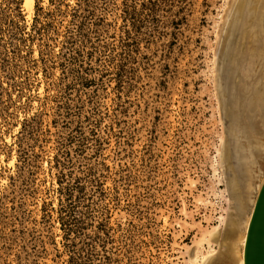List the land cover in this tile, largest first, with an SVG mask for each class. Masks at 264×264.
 <instances>
[{
	"label": "rangeland",
	"instance_id": "374dc122",
	"mask_svg": "<svg viewBox=\"0 0 264 264\" xmlns=\"http://www.w3.org/2000/svg\"><path fill=\"white\" fill-rule=\"evenodd\" d=\"M263 179L264 0H0V264H241Z\"/></svg>",
	"mask_w": 264,
	"mask_h": 264
},
{
	"label": "water",
	"instance_id": "95a60500",
	"mask_svg": "<svg viewBox=\"0 0 264 264\" xmlns=\"http://www.w3.org/2000/svg\"><path fill=\"white\" fill-rule=\"evenodd\" d=\"M225 89H229V84L226 83ZM233 137L235 138L233 141L237 140L240 143L238 152L241 169L246 171L256 161L254 138L248 131L242 129L237 130ZM246 233L244 264H264V179L257 193Z\"/></svg>",
	"mask_w": 264,
	"mask_h": 264
},
{
	"label": "bare ground",
	"instance_id": "6f19581e",
	"mask_svg": "<svg viewBox=\"0 0 264 264\" xmlns=\"http://www.w3.org/2000/svg\"><path fill=\"white\" fill-rule=\"evenodd\" d=\"M26 4L29 7V9H32L33 8V5H34V0H26ZM253 35H252V38L251 39L254 38ZM251 41H253V40H251ZM251 41H250V44L249 45L250 46H253L254 43L251 42ZM249 48L251 49V51L253 52V54H254V52H256V50L254 51V49H255L254 47H249ZM255 54H257L258 56H260L259 58H262L263 53L261 51L258 50ZM229 95H230V93H229ZM231 137H230L229 142H228L229 143V146H230V149H231V154H230L228 160L231 162L230 165L232 167L231 176L232 177H233V175L235 176L236 185L240 187V188H238L239 190L238 189L236 190L235 189L236 187H234V189H233V187H232V184L233 183H231V181H232L231 178H230L231 180L229 182H230V187L232 188V191H233V195L235 196V198L238 196V198L236 199V203H237V207H238V212L239 213H243L246 198L243 199V197H242L243 195L242 194L243 193H246L247 196H249L250 191L252 189V185H251V178L252 177H251V174L248 171L249 168L246 171H244V170L241 169V161H240L239 152H238V150H239L238 148H240V143L237 140L236 141H233V139H235V138L234 137L231 138ZM226 160H227V158H226ZM234 172H235V174H234ZM234 192H236V193L234 194ZM253 207H254V205H253ZM252 211H253V209H252ZM251 214H252V212H251ZM251 214H250L249 220L247 221L246 232H247V229H248V225H249V221H250V218H251ZM240 220H241V216H239V221ZM246 234H245V236L243 238V241H242V247L243 248L241 250L242 251L241 257L238 258L241 264H244V262H245L244 261V258H245Z\"/></svg>",
	"mask_w": 264,
	"mask_h": 264
}]
</instances>
